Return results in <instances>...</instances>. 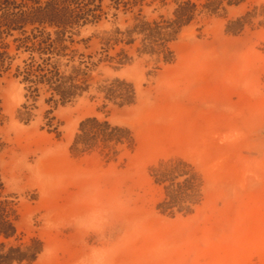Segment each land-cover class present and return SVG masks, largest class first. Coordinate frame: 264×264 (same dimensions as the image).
<instances>
[{
	"label": "rangeland",
	"instance_id": "rangeland-1",
	"mask_svg": "<svg viewBox=\"0 0 264 264\" xmlns=\"http://www.w3.org/2000/svg\"><path fill=\"white\" fill-rule=\"evenodd\" d=\"M179 1L146 0L143 16L170 19ZM134 13L112 10L73 37L71 64L89 76L77 99L33 98L14 70L2 80L0 173L18 215L6 243L38 239L32 264H264V0L202 10L169 43L173 55L144 53L139 36L106 45L105 32H125ZM238 19L243 30L229 33ZM14 55L17 65L26 54ZM123 81L134 89L131 104L107 99L108 90L126 93ZM90 117L127 128L133 145L115 158L73 154ZM175 159L203 182L187 216L157 209L163 188L150 170Z\"/></svg>",
	"mask_w": 264,
	"mask_h": 264
},
{
	"label": "trees",
	"instance_id": "trees-1",
	"mask_svg": "<svg viewBox=\"0 0 264 264\" xmlns=\"http://www.w3.org/2000/svg\"><path fill=\"white\" fill-rule=\"evenodd\" d=\"M146 0H0V87L4 77L14 70V77L25 85L27 94L39 97L49 93L48 101L67 104L88 91L89 76L74 66L73 37L87 25H97L106 19L110 11L116 17L120 12L131 14L132 24L122 32L120 29L105 32L106 45L110 48L125 43H136L141 37L144 53L160 55L169 51V43L177 40L181 32L190 26L202 10L216 14L225 2L237 6L246 0H207L199 6L192 0L177 3L170 19L151 20L143 16ZM233 25L239 26L233 29ZM244 21L238 19L228 28L229 33L243 30ZM75 51V50H74ZM25 55L15 64L17 55ZM21 58V57H20ZM169 62L170 58H165ZM67 61V62H66ZM116 82L119 83L118 80ZM126 93L108 90V100H122L131 104L135 98L133 87L125 81ZM117 93V94H116ZM112 97V98H111ZM0 101V123L3 121ZM134 138L127 128L113 125L107 120L90 117L81 122L71 151L83 155L97 149L107 158H115L120 148L133 145ZM5 144L0 138V153ZM154 183L163 188V198L157 209L174 217L193 214L203 200L201 176L195 168L182 159L161 161L150 170ZM4 184L0 173V264H32L42 252L43 244L31 239L20 245L6 242L17 236V209L13 201L3 197Z\"/></svg>",
	"mask_w": 264,
	"mask_h": 264
}]
</instances>
